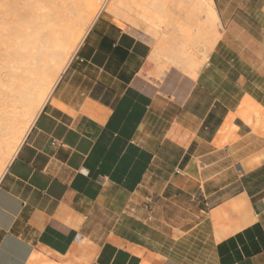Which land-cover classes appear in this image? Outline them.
Masks as SVG:
<instances>
[{"label": "crops", "instance_id": "1", "mask_svg": "<svg viewBox=\"0 0 264 264\" xmlns=\"http://www.w3.org/2000/svg\"><path fill=\"white\" fill-rule=\"evenodd\" d=\"M213 1L195 70L98 17L0 181V264H264V0Z\"/></svg>", "mask_w": 264, "mask_h": 264}, {"label": "bare ground", "instance_id": "2", "mask_svg": "<svg viewBox=\"0 0 264 264\" xmlns=\"http://www.w3.org/2000/svg\"><path fill=\"white\" fill-rule=\"evenodd\" d=\"M166 4L177 39L166 48L154 33L161 41L156 48L189 59L191 42L213 46L219 34L213 0H0V181L99 15L141 28L154 24L157 9ZM200 11L210 26L198 24ZM197 60L188 69L195 70Z\"/></svg>", "mask_w": 264, "mask_h": 264}, {"label": "rangeland", "instance_id": "3", "mask_svg": "<svg viewBox=\"0 0 264 264\" xmlns=\"http://www.w3.org/2000/svg\"><path fill=\"white\" fill-rule=\"evenodd\" d=\"M167 5V8H166V6L165 7H162V6H164V5H161L158 9H157V13H156V15H157V17H156V19H155V22H154V24L152 23L151 25L149 24H147V25H145V26H143V27H141V28H136V27H133V24H132V22H128V21H125V20H122V19H118L117 17H115V16H112V15H110L113 19H115L116 21H119L121 24H123L124 25V27L126 28V29H128L130 32H132V33H134V34H136L137 36H140V37H142V38H144V39H147V40H150L152 43H154V44H156V43H158V42H163L164 43V45H165V47H166V44L169 46V47H171V45L173 44V42H174V40L175 39H177L176 38V36L177 35H175L174 34V29H175V27H173V25L171 24V23H169L170 22V19H171V15L169 16V14H171V12H170V10L169 9H171V6L169 5L168 6V4H166ZM99 6H103L102 4H100ZM99 6H98V10L99 9H101V7L99 8ZM168 7H170V8H168ZM172 10V9H171ZM169 13V14H168ZM199 13V16L198 17H200V20H199V22H198V24L199 25H202V24H208L209 26H210V19H209V17H207V14H205V13H202V14H200L201 13V11L200 12H198ZM101 15V14H100ZM99 15V16H100ZM168 16V17H167ZM216 18H217V20H216V29H217V31H218V33H219V30H220V25H219V20H218V16H217V14H216ZM161 20H164V21H162L161 22ZM156 22H157V24H156ZM161 22V23H160ZM201 23V24H200ZM198 26V25H197ZM197 26L196 27H193V29L195 30V28H197ZM172 27H173V30H172ZM154 33H156V36L158 35V36H160L161 38H159V39H154V37H156L155 35H154ZM194 36V35H193ZM164 37H166L167 38V40H166V38H164ZM171 37V38H170ZM197 37V36H196ZM195 36L192 38V40L193 41H196L197 40V38H196ZM157 38V37H156ZM195 38H196V40H195ZM163 39V40H162ZM171 41V42H170ZM192 44V47H193V49H192V51H193V53L191 54V58L189 57V59H188V57L187 56H182V55H175L172 51H170V50H168V52H167V50H166V48H169V47H166L165 49H163L162 50V60L167 64V65H169V66H175V67H182L183 65H182V63H184V64H187V65H185V67L186 66H188L189 64H191V61H193V59L196 61L197 59V61H198V64L200 65L201 63H202V59L204 58L205 59V54H206V52H207V50H209V45L210 44H207L206 45V47L204 48V47H201L203 44L202 43H195L194 44V42H191ZM202 44V45H201ZM199 45V46H198ZM156 46H157V44H156ZM197 49V50H195L196 51V53L194 52V49L195 48ZM199 47H201V50H200V48ZM198 51V52H197ZM166 53H168V54H166ZM204 53V54H203ZM171 56H170V55ZM172 54H174L173 56H174V58H172ZM197 55L199 56V58L201 59H199L198 57H197ZM175 56H177V57H175ZM197 57V59H196V57ZM201 56H203V58H201ZM185 57L187 58V59H185ZM195 57V58H194ZM184 58V59H183ZM193 58V59H192ZM203 59V60H204ZM180 60V61H179ZM185 60H187V61H185ZM174 62V63H173ZM181 62V63H180ZM189 62V63H188ZM178 64H180V65H178Z\"/></svg>", "mask_w": 264, "mask_h": 264}]
</instances>
